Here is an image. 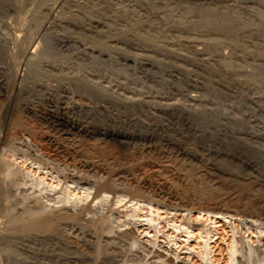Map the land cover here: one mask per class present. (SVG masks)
<instances>
[{
	"label": "bare ground",
	"instance_id": "obj_1",
	"mask_svg": "<svg viewBox=\"0 0 264 264\" xmlns=\"http://www.w3.org/2000/svg\"><path fill=\"white\" fill-rule=\"evenodd\" d=\"M73 2L76 1L73 0ZM169 6L166 3L159 5L158 10L156 9L157 13L160 12L168 24L183 27L186 13L175 12ZM203 12H205L203 18L208 24L205 23L204 27L208 26L210 30H203L202 27L201 33L204 36L213 35L216 46L221 45L219 43L222 42L229 43L230 46L234 44L231 42L234 41V37H237V33L241 32L242 25L229 16L227 11L219 12V10L208 8ZM90 24L94 25L93 22ZM61 26L70 28L69 23H63ZM257 33L255 42L264 44L262 39L264 30ZM97 39L93 41L96 43ZM208 39L212 41L211 37ZM2 43L5 44V39L0 37V101L4 97L13 98L12 100L16 101V113L14 119L11 118V129L18 131L26 140L31 139V144L36 146L40 141L39 138L42 139L47 144L48 151L61 154L75 167L73 171L63 173L62 177L57 176V183L54 185L46 184L41 177L31 178L33 185L40 187L39 190L57 189V185L61 183L56 196H51L52 198L47 196L53 203L63 205V207L59 205L61 208H56L59 206L49 205L48 202H42L34 197L32 204L14 211L12 207L7 208L4 205L7 200H5L4 191L0 188V211L5 213L9 225L5 231L0 229V247L5 255L1 250L0 254L7 256L6 260L9 258L12 264H122L123 261L125 262L123 258L125 256L122 255L119 242L130 232L122 230L120 226L133 223L134 216L138 214L137 210L141 208V205L148 207L153 203L167 212L170 210L188 211V213L197 211L206 214L205 216L216 214L222 218L233 217L245 229L264 227V133L258 132L257 128L252 125L244 127L238 122V124L224 122L221 118L223 113L221 109L209 111L202 108L155 104L150 98L147 99L148 97L136 98L126 96L127 94L122 95L124 94H121L122 91L116 93L112 90V92L108 90V86V88L104 87L101 81L98 82V79L96 81L84 76H67L59 72L55 75L43 74L42 76L29 74L19 78L18 81L24 80V83L18 82V86H9L8 75L2 61L5 57V46L3 47ZM216 46L212 45V47ZM156 49L165 51V48L160 45ZM239 50H242L241 47L235 51ZM242 57L237 60L235 58L236 61L232 59L233 57L215 59L220 74H244V70L238 68L245 58ZM251 59L249 61L253 60ZM173 60L171 62L174 63ZM261 60L252 61L253 72L246 70V73L248 80L256 82L258 85H255L259 87H264V62ZM253 95L258 102L264 101V96H257L256 93ZM23 114L38 117L43 123L42 129H37L33 124L24 121ZM194 115L197 118H194ZM37 134H41L40 137H37ZM116 148L128 152V157L124 161H119L114 155L113 149ZM146 162L150 164L151 178L142 181V177L139 176L141 171L136 173L133 169L131 170V167ZM0 163L4 169L12 171L8 163L4 165ZM114 179L125 180L129 186L121 190L113 184ZM71 188H81L84 197L75 198ZM110 194L116 197V199L114 197L115 202L130 208L122 212V219L118 217L121 212L118 208L109 207L110 204H108L106 209V204L109 202L105 200ZM89 196L91 198L87 203L82 205L83 202L82 206H76L77 200L83 201ZM67 203L69 206H66ZM102 203L106 205V211L104 213L101 211L102 214L99 212L96 216L95 214L100 211L99 208H102L98 205L101 206ZM144 220L149 226L155 221V216H146ZM188 222L184 221L182 224V227L185 225L183 230L186 232L192 227ZM70 227L75 228L78 234L70 233ZM197 228L200 236L209 239L215 230L204 223ZM235 228L234 226L227 245L228 264H264V244H253L243 236H237ZM133 235L127 238L131 244L135 245L137 239L135 234ZM206 245L202 246L207 248ZM204 247L199 249L198 256L202 264H207L209 251ZM170 251L172 253L173 250ZM172 254L174 258L179 256L174 251ZM173 262L161 260L159 256L156 258L154 255L145 259L130 258V264H174Z\"/></svg>",
	"mask_w": 264,
	"mask_h": 264
},
{
	"label": "rangeland",
	"instance_id": "obj_2",
	"mask_svg": "<svg viewBox=\"0 0 264 264\" xmlns=\"http://www.w3.org/2000/svg\"><path fill=\"white\" fill-rule=\"evenodd\" d=\"M74 1L76 2H73V0H0V37L5 39V44L2 43L3 47L5 46V57L2 61L4 62L3 65H5L6 75H8L7 84L9 86H18L19 83H24V80L19 82V78L26 77L29 74L30 76H42L43 74L55 75L56 73H60L63 75L67 74V76H84L94 80L98 79L99 81H96H101L100 83L104 87L108 86V90H113L116 93L122 91L121 94L124 93L122 95L127 94L126 96L136 98H140L141 96L143 98L148 97L147 99L150 98L155 104L163 103L170 104L171 106L202 108L209 111L221 109L223 111L221 118L224 122L240 123L244 127L252 125L257 128L258 132L264 133V101L259 100L258 102V99L253 95L256 93L257 96H264V87H259L256 82L253 83L251 80H248L246 73V70L253 72L252 61L262 59L261 61L264 62V44L257 43L254 40L258 34L257 31L264 30V0ZM165 3L167 6L170 5L169 8L175 12L186 13L183 27H176L171 23L168 24L164 16H161L160 12L157 13L159 5L161 6ZM208 8L219 10V12L227 11L226 13L229 16L242 25L243 29H240L241 35L238 32L237 37L233 38L235 42H231V44L234 43L231 46H236V48L233 46L235 49H230V44L222 41V43H219L221 45L216 46L213 35L204 36L201 33L204 29L210 30L208 26L204 27L207 22L203 18L205 17V12L203 11ZM89 22H93L94 25H91ZM63 23H69L70 28H62L61 24ZM202 36L204 39H202ZM207 37H211V40L212 38L213 40L210 42ZM96 38H98L99 42L95 43L93 39ZM262 39L264 40V37ZM201 40L204 41L201 42ZM202 43H206L207 45ZM156 45L165 48V51L164 49H156ZM212 45L216 47H212ZM239 46L242 50L235 51L237 48H240ZM148 47L149 49H147ZM245 51L248 52L246 53ZM164 52L167 53L165 54ZM146 55L147 57H145ZM174 55L175 57H173ZM204 55L206 56L204 57ZM241 55L247 59L244 58L242 62L244 64L241 63L238 66V68L244 70V74H220L219 66L215 62V59H228L229 57L231 59L233 57L232 59L236 61L242 57ZM168 56L170 57L168 58ZM182 57L185 58L183 59ZM250 59L252 61H249ZM172 60L175 64L171 62ZM7 70H9V74ZM15 75L16 79H14ZM12 99L4 97L0 101V159L3 160H0V162L3 165L4 163H8L7 165H10L9 168H12L14 172L13 174L12 171L9 172L0 166V188L4 191L5 200H7L4 202V205L7 208L12 207L14 211H18L29 205L33 202L32 199L35 200L36 198L42 202H48L47 204L49 205H55V207L60 205L63 207L59 203H53L50 199L52 198L51 196L54 197L58 194L56 192H58L61 183L57 185V189L39 190L40 187L33 185L31 178L41 177L46 184L54 185L57 183V176L62 177L68 171H73L75 167H73L71 161L66 160L61 154L48 151L49 148L42 139L39 138L40 141H38L36 146L31 144V139H27V142L26 138L22 137L18 131L11 129V118L14 119L16 113V101ZM193 117L197 118L195 115ZM23 119L33 124L37 129H42L43 123L40 122L38 117L25 116L23 114ZM15 132L18 133L15 134ZM40 135L37 134V137H40ZM113 153L119 161H124L128 157V152L125 150L116 148L113 149ZM140 165H132L131 170L133 169L136 173L141 171L139 176L142 177V181L150 179V164L146 162ZM26 174H29V176H26ZM7 176L9 177L7 178ZM113 182L121 190L129 186L125 180L114 179ZM71 190L75 198L84 197L81 188H71ZM40 191L41 193H38ZM114 197L110 194L107 200H105L109 202L107 204L105 201H102L107 206L103 203L101 206L98 205V207L102 208H99L100 211L97 209L98 212L95 215H99V212L102 214L101 211L104 213L106 211L105 206L107 209L108 204H110L109 207L118 208L121 211L118 217L122 219V212L128 211L130 208H126L124 205L122 206L115 202L116 197L115 199ZM90 198L91 196L85 198L83 201L77 200L78 205L76 204V206L79 207L83 202L82 205H84ZM111 199L112 203H110ZM60 206L56 208H61ZM66 206H69V203ZM140 207L137 210L138 214L134 216L133 223H130L128 226H120V228H123L122 230H128L127 232H130V236H134L133 234H135L137 239V243L134 245L127 238L129 235L121 238L119 246L120 250H122V255L125 256L123 257L125 262L123 261L122 264H130V258L145 259L153 255L156 258L159 256L161 260L174 261V264H202L199 260L198 251H200L199 249H203L204 246L202 245H206V242L207 248L204 247V249L209 251L207 264H228L227 245L230 242L234 226L236 227L237 236H243L244 239H248L249 242L252 241L251 243L253 244H264V227L257 228L258 230L255 227L245 229L233 217L222 218V216L216 214L205 216L206 214L202 213V215L197 211L188 213V211L175 212L174 210H170L167 212L154 203L148 207L143 205ZM3 214L5 215L3 211H0V223L2 221L3 224H0V229L5 231L9 225L7 224L8 219L6 215L4 216ZM151 215L155 216V221L151 222L148 226L144 218ZM186 219L188 220L186 221ZM117 221L119 222L120 220ZM184 221H189L188 223L192 226L189 228L190 231L186 232L183 230V228L185 229V225L182 227ZM203 223L215 229L210 239L199 234L197 227H201ZM195 226L197 227L195 228ZM70 229L68 228V231ZM74 230L75 228L71 229L70 233L77 235L78 233ZM122 239L125 240L123 241ZM164 248L168 252L163 250ZM0 250L4 253L1 247ZM170 250L177 253L179 255L178 258H174L173 251L171 253ZM0 257V264H12L9 258L6 260L7 256L0 254ZM4 261L7 262L4 263ZM51 262L54 263V261Z\"/></svg>",
	"mask_w": 264,
	"mask_h": 264
}]
</instances>
